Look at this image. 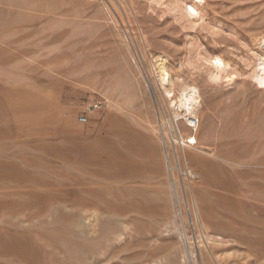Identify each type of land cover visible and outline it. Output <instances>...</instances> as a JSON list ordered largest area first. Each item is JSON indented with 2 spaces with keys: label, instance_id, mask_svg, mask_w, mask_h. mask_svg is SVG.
<instances>
[{
  "label": "rangeland",
  "instance_id": "rangeland-1",
  "mask_svg": "<svg viewBox=\"0 0 264 264\" xmlns=\"http://www.w3.org/2000/svg\"><path fill=\"white\" fill-rule=\"evenodd\" d=\"M262 34L264 0H0V264H179L184 244L180 264H264ZM157 53L198 87V148L173 141L190 130ZM186 166L222 244L194 228ZM177 194L184 216L165 224Z\"/></svg>",
  "mask_w": 264,
  "mask_h": 264
},
{
  "label": "bare ground",
  "instance_id": "bare-ground-1",
  "mask_svg": "<svg viewBox=\"0 0 264 264\" xmlns=\"http://www.w3.org/2000/svg\"><path fill=\"white\" fill-rule=\"evenodd\" d=\"M188 8H189L188 9V11H189L188 12V15L191 16V15L194 14L193 15L194 17L195 16H199L200 17V15H199L200 12H199V10H197L196 6L189 5ZM253 45L257 48L256 50H258V54H257V56H258V58H257V60H258L257 67L258 68H257V71L255 70L256 72H255V77L254 78H256V81L258 83L257 85H259V87H263L264 88V34H262L260 36L258 35L256 38H254L253 39ZM153 56H154L153 63L156 64V69H157V76H156L157 77V80H156V82H157L158 86H160V88L164 92V95L167 98V104H168V108H170V110H171L170 111L171 112V115L173 116V119L176 120L177 124L179 122V124L181 125L179 128H186V129H189L190 130V133H186V134H183L182 132L179 133L180 140L179 139H176L178 136H174V140L173 141L176 144H178V145L186 146V147L191 148V149L198 148L199 147V143H198V139L196 137V132L198 131L199 117L197 116V107L200 105V101H201L200 100V96H199L198 87L194 83H187V82L182 81V80H181L180 83H176V81L174 80L173 77H174V75L175 76H179V72H180L179 69L177 67H172V66L167 65V59H166V57L163 54H160V53L158 54L157 53L156 56L154 54H153ZM178 81H180V80H178ZM148 95H149V93H148ZM140 101L141 100H139L137 102H140ZM144 103L145 102L143 101L140 104L143 106ZM132 105H130V106H132ZM136 105L137 104H134L133 106H136ZM118 108L119 109H122L124 107L118 106ZM118 108H116V109H118ZM164 120H166V118ZM158 122L159 123H158L157 127L156 128H153L152 127L151 130L153 129V130L156 131L154 134H156V137L160 141V144L162 145L161 147H163V150H164V153H165L164 154V165H165L166 169L170 172L173 169V165H172L173 163H172V160L170 158L171 156H170V153H169V144L167 143V137L165 136V132H163V127H164V126H162L163 125V122H162L161 119ZM173 122H174V120H173ZM168 123H169L168 124L169 129L173 133L175 131V128H174V126H172V124H174L175 122L174 123L171 122L172 124L170 122H168ZM145 126H149V125H145ZM172 139H173V137H172ZM199 149H201V148H199ZM180 152H181L182 155H180V153L178 151V148H176L175 151H174V157H175L177 163H179V159H178L179 156L180 157L181 156H184V158L185 157H188V158H191L192 157V155L190 154V152H188V150L182 149V151H180ZM210 154L211 155H214L213 152L210 153ZM197 175H198V173L197 172H194L191 167L186 166V168H185V176L186 177H185V180H184V186L188 190V192H190V195H191V199H190L191 202L190 203H192V205H189V210H190L189 212H190V214L192 213L194 215V219L196 220V221H194V224H195L194 225V228H197V230H198L197 232H199L198 235L200 234L201 237L204 236L205 239H207L208 241L213 242L214 244H216V243H221L222 244L223 243L222 241L219 242L220 239L223 240L222 237H220L218 235H213V234H211L209 232V228H208L206 219H205V217L203 216V214H202V212L200 210V207H199V204H198V199H197V196L195 194V191L199 187V185L195 181V179L197 178ZM164 178L167 179V180H165L166 183H167V185H168L167 188L168 187L169 188H172L173 187V189H175V190L178 189V186L179 185H177V182L176 183L174 182V185H173L171 183V179L169 177L168 178L167 177H163V179ZM163 183H165V182L163 181ZM178 192H179V190H178ZM176 193H177V191H176ZM173 198H174V201H172L173 202L172 219H171V217H169L170 219H167L166 218L168 221L165 224L173 223L174 222V219L176 220L178 218H181V220H182V218L184 216V214H183V208H182L183 206L181 205L182 198H180V196L178 194L175 197H173ZM175 199L177 200V205H175ZM168 227H170V226H168ZM176 235H178V236L183 235L182 234V231L178 230V234H176ZM198 235H197V238L200 237ZM184 236H187L186 233H185ZM204 237H202V238H204ZM187 239H189V238H187ZM188 243H190V242H188ZM202 243H203V241H202ZM186 244H187V242H186ZM214 244H212V245H214ZM184 247L185 248H183L180 251L179 256H178V262H179V264H180V262H182V263L184 262L185 263V261H184L185 259L184 258L186 256V253H187V249L186 248L188 246L187 245L185 246V244H184ZM151 251H153V250H151ZM188 252L191 255L193 253V251H191L189 247H188ZM193 258H194V256H193ZM235 258H237V257H235ZM186 262H188V261L186 260ZM146 264H171V263H169V262L165 263V261H162L161 259H158V260H150V261L146 262Z\"/></svg>",
  "mask_w": 264,
  "mask_h": 264
},
{
  "label": "built area",
  "instance_id": "built-area-1",
  "mask_svg": "<svg viewBox=\"0 0 264 264\" xmlns=\"http://www.w3.org/2000/svg\"><path fill=\"white\" fill-rule=\"evenodd\" d=\"M83 120H85V117H82Z\"/></svg>",
  "mask_w": 264,
  "mask_h": 264
}]
</instances>
